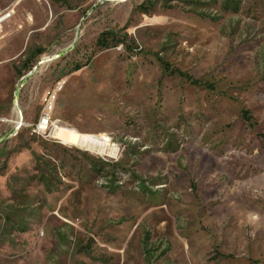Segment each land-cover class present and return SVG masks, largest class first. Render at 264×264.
<instances>
[{
  "label": "rangeland",
  "instance_id": "374dc122",
  "mask_svg": "<svg viewBox=\"0 0 264 264\" xmlns=\"http://www.w3.org/2000/svg\"><path fill=\"white\" fill-rule=\"evenodd\" d=\"M5 14L0 264H264V0H0ZM58 82L59 129L38 131Z\"/></svg>",
  "mask_w": 264,
  "mask_h": 264
},
{
  "label": "built area",
  "instance_id": "2783aa9c",
  "mask_svg": "<svg viewBox=\"0 0 264 264\" xmlns=\"http://www.w3.org/2000/svg\"><path fill=\"white\" fill-rule=\"evenodd\" d=\"M4 16H11V14H5ZM63 88H64L63 83L58 82L55 85L54 89L51 92H49L47 97L45 98L46 106L37 124L38 131L46 132L48 129H51V128H53V131L57 129L58 126L54 125L52 122L51 113L53 110V103L57 97V94L61 92Z\"/></svg>",
  "mask_w": 264,
  "mask_h": 264
},
{
  "label": "bare ground",
  "instance_id": "6f19581e",
  "mask_svg": "<svg viewBox=\"0 0 264 264\" xmlns=\"http://www.w3.org/2000/svg\"><path fill=\"white\" fill-rule=\"evenodd\" d=\"M8 17H10V16L1 17L0 18V23L3 22L4 20H6ZM53 58H56V57H53ZM49 61H50L49 59H45L43 61V63H46V62H49ZM58 129H59V126L57 127L56 130H58ZM56 138H57V140H59L60 142H62L64 144H70V145H74V146L84 145L86 147L92 146L93 149H100V146H98V144L102 143L103 140L104 141L107 140L109 142V138H107V137L106 138H103V137H97L96 138V137H91V136H87V135H84L80 139L75 140V139H72L66 133H58V134H56ZM107 141H106V143H107ZM109 145H110V149L114 148L111 143Z\"/></svg>",
  "mask_w": 264,
  "mask_h": 264
},
{
  "label": "trees",
  "instance_id": "16d2710c",
  "mask_svg": "<svg viewBox=\"0 0 264 264\" xmlns=\"http://www.w3.org/2000/svg\"><path fill=\"white\" fill-rule=\"evenodd\" d=\"M54 1H60V0H54ZM114 39H115V36L114 35H111L110 32H103L99 36V38L97 39V45L100 46L101 48H108V47H110L113 44L112 41ZM115 42H116L115 43L116 45L117 44H123L124 43V41H122V40H116ZM177 74L188 77V75H186L185 73H183L181 71H177ZM192 82L194 84H197V85H200L201 84L197 80H192Z\"/></svg>",
  "mask_w": 264,
  "mask_h": 264
}]
</instances>
